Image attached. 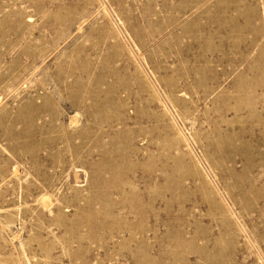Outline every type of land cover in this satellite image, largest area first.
<instances>
[{
	"label": "rangeland",
	"instance_id": "obj_1",
	"mask_svg": "<svg viewBox=\"0 0 264 264\" xmlns=\"http://www.w3.org/2000/svg\"><path fill=\"white\" fill-rule=\"evenodd\" d=\"M0 264H264V0H0Z\"/></svg>",
	"mask_w": 264,
	"mask_h": 264
}]
</instances>
